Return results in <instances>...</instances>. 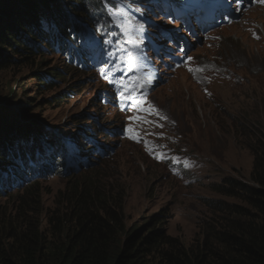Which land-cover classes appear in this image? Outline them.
<instances>
[{
	"label": "rangeland",
	"instance_id": "374dc122",
	"mask_svg": "<svg viewBox=\"0 0 264 264\" xmlns=\"http://www.w3.org/2000/svg\"><path fill=\"white\" fill-rule=\"evenodd\" d=\"M128 4L135 20L127 27L123 25L121 31L134 35L137 27H131L133 24L143 32L150 29L143 46L133 47L126 36L119 42L111 41L112 50L107 57L115 60L110 70L92 88L87 86V80L76 83L88 88L84 93L78 91L79 98L67 99L64 104L54 102V96L59 91H69L72 83L60 56L50 54V66L61 70L66 80H58L55 90L44 92L32 76L36 68L17 64L0 72V102L17 112L28 111L26 122L58 129L74 144L73 138H78L81 127L89 124L85 120L87 111L91 115L94 111L90 110L88 97L100 92L101 85L107 82L111 85L107 79L121 92L123 89L116 81L122 80L131 88L138 78L143 87L137 89L135 97L143 96L159 115L138 112L131 101L122 103L119 97L116 107L94 113L98 118L110 119L112 130L122 122L123 136L113 135L103 141L113 147L112 154L79 172L41 181L31 195L39 191L45 207L54 208L65 192L67 178L84 176L102 180L103 185L124 191L129 226L143 224L151 215L164 211L168 215L167 232L190 245L202 235V225L208 219L229 215V211L218 209L222 201L244 206L239 200L218 193L213 186L229 176L250 178L253 167L250 137L255 132L264 134V8L258 4L244 12V19L232 24L221 21L198 28L192 23V29H183L182 25L170 26L173 23L168 24L158 13H154L153 24L139 16L137 12L142 9L137 4L142 1ZM110 12L112 9L107 13ZM119 16L130 15L119 13ZM110 18L119 23L114 16ZM98 21L103 26L106 23L101 18ZM172 21L175 23L177 19ZM99 39L100 34H90L87 45H97ZM103 40L106 42L107 38ZM137 50L140 52L135 54ZM129 53L146 63L145 72L135 74L127 69ZM79 76L75 75L73 80ZM134 116L145 117L147 122L134 120ZM129 128L134 129L135 139L130 138ZM50 140L55 144H49ZM57 141L54 136L43 138L33 150L50 153V149L57 147ZM17 143L19 163L5 174L10 175L11 184L18 181L21 172L27 171L22 159L24 152L32 150L27 142ZM3 176L0 173V185L5 182ZM21 188L3 189L0 216L12 207Z\"/></svg>",
	"mask_w": 264,
	"mask_h": 264
},
{
	"label": "trees",
	"instance_id": "16d2710c",
	"mask_svg": "<svg viewBox=\"0 0 264 264\" xmlns=\"http://www.w3.org/2000/svg\"><path fill=\"white\" fill-rule=\"evenodd\" d=\"M100 1L0 0V72L17 64L30 65L36 68L32 76L39 89L55 90L57 81L66 80V75L50 66V54H58L61 36L80 38L82 31L85 35L96 31L92 6ZM69 14L82 31L71 28ZM75 93L59 91L54 102L64 104ZM27 112H17L0 102V173L5 179L0 193L22 185L11 184L10 175L5 176L19 163L17 142L57 138L43 124L26 122ZM77 135L79 138L80 131ZM57 139L51 155L42 153L35 159L46 163L56 154L71 152L64 140ZM250 139V178L229 176L213 186L244 206L222 201L218 209L229 211V215L208 219L202 225V235L190 245L167 232L164 211L151 215L143 224L129 226L124 191L103 185L102 180L67 178L58 205L46 208L39 191L31 195L43 180L32 179L29 171L30 176L21 177L30 186L22 185L15 192L12 207L0 216V264H264V134L255 132ZM27 156L31 154L24 152L25 160ZM81 169L78 162L66 172Z\"/></svg>",
	"mask_w": 264,
	"mask_h": 264
},
{
	"label": "clouds",
	"instance_id": "9594fccd",
	"mask_svg": "<svg viewBox=\"0 0 264 264\" xmlns=\"http://www.w3.org/2000/svg\"><path fill=\"white\" fill-rule=\"evenodd\" d=\"M68 20L72 24L71 28H73L75 32H78L81 30L77 24V21L74 19L73 16H71V18L69 16ZM75 25L77 27H75ZM103 39L105 38H100L99 41L97 42V45L89 46L87 45L86 37L83 35L80 38L62 37V36L60 38V44L62 46H61V49H57V53L62 59V61L64 62V64L66 63V65H64L63 67L64 72L70 77L71 83L73 84V87L70 88L69 91L76 90V93L74 95H71V98L74 100L79 98L78 96L79 90H81L83 93L86 90H88L87 87L78 86L76 83L85 82L87 80L89 81L87 86H89V88H92L94 84L96 83V81L100 79H99L96 67L95 69H93L92 67L88 66V62L84 60L83 58H79L77 62L73 61L71 59V56L73 55L67 54L66 49H71V50H74L75 53H78V51H80L82 48L85 47V49H82V51L84 52L83 55L86 57H89L90 54L86 52L87 50L92 49L93 51L95 50L103 51L108 47L107 43ZM119 41L121 40H117L116 42H119ZM78 46H82V47L77 48ZM70 69H73L74 72H71ZM77 74L80 75L78 77L79 79L73 80V77ZM107 81H109L111 85H109L108 82L106 83L105 86L101 85V87L99 88L100 92H98L96 95L91 94L90 97H88L89 100L91 101L90 104H92V107L90 110H94V111L92 115L91 113L87 111L86 116H88V118L86 119L89 120V124L88 126L81 127L82 130H80L78 141H76L77 138L76 139L73 138V141H74V144H73L72 141L68 137H66L65 134H63V132H60L58 129L48 128L50 130L52 129L55 132L54 134H56L57 138L59 137V135L62 136V138L59 137V139L64 140V142L68 146L69 151L71 152L67 153L65 156L56 154L53 157H50L46 163H42V162L37 161L35 158H37L38 156H41L43 151L37 150L36 152H34L33 150L36 148L34 146V143H37L40 140V138L26 141L29 145H31V149H32L31 153L27 152L28 154H31V156L30 157L27 156L28 157L27 160H25L24 158L22 159V164L26 166L27 171L21 172L20 176L25 175V174L29 175L31 173L33 174L31 175L32 179L47 181L51 178H55L59 174L69 175L73 173L72 171L66 172V170L72 169L75 166V164H77L78 162L82 164V168H86L89 165L94 164V162H98L99 158L101 159L106 158L108 155L112 154L111 150L113 147L108 144L103 143V141H105V139L112 138L113 135H118L119 138L122 137L123 134L120 133L124 130L122 128V122L120 126L112 130V127H110L108 124L110 119H104L101 117L98 118L97 115H94V113L100 114L102 112H105L107 109H111L112 102L115 99H118L120 97L119 88L116 85H114L113 81L109 79H107ZM103 104L106 105V108L103 106ZM118 132L119 134H116ZM47 137H51V136H44V137H41V139L47 138ZM42 147L43 145H40V148ZM51 154H52V151L49 153V155ZM60 157H62V159L59 161ZM44 166H48L51 168L58 166L61 169L60 170L56 169L55 172L57 171L58 172L55 175V177H44V178L38 177L40 175L38 171L41 170ZM34 171H35V174H34Z\"/></svg>",
	"mask_w": 264,
	"mask_h": 264
},
{
	"label": "snow or ice",
	"instance_id": "6c2138e0",
	"mask_svg": "<svg viewBox=\"0 0 264 264\" xmlns=\"http://www.w3.org/2000/svg\"><path fill=\"white\" fill-rule=\"evenodd\" d=\"M131 42V41H130ZM134 43V42H132ZM135 47H139V45H136L134 43ZM189 60H191V58L189 57ZM136 62H137V58H134L133 55L131 53L128 54L127 56V61H126V67L129 71H132L135 69L136 67ZM189 71H202V69L196 68H189ZM101 74L104 75L106 74V70L105 69H101ZM115 83L118 84L119 87H121L123 89V91L120 92V100L122 103L131 101L133 108L138 111V112H144V113H148V114H156L159 115L158 110H156L154 108V106H152L150 103H148L146 101V99L143 98V96H141L139 99H137L135 97V93L137 91L138 88H142L143 85L139 83V79L136 78L135 82L132 84V87L129 88L127 84L124 83V81H116ZM127 93V94H126ZM164 118V117H162ZM132 119L134 120H143L144 122H147L145 117H141V116H134L132 117ZM128 132L130 133V138L135 139L136 135L134 134V129L129 128Z\"/></svg>",
	"mask_w": 264,
	"mask_h": 264
},
{
	"label": "bare ground",
	"instance_id": "6f19581e",
	"mask_svg": "<svg viewBox=\"0 0 264 264\" xmlns=\"http://www.w3.org/2000/svg\"><path fill=\"white\" fill-rule=\"evenodd\" d=\"M185 1H189V3H193V5H202V1H200V0H196V1H193V0H185ZM157 3H160L161 5L162 4H164V3H162V2H157ZM166 6H168V4H165ZM38 160V159H37ZM2 169L0 168V171H1ZM24 179L20 176L19 177V179H18V181L16 182V183H21L22 185H24ZM22 185L20 186V187H22Z\"/></svg>",
	"mask_w": 264,
	"mask_h": 264
}]
</instances>
